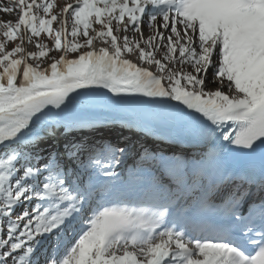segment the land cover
<instances>
[{
	"label": "snow or ice",
	"instance_id": "snow-or-ice-1",
	"mask_svg": "<svg viewBox=\"0 0 264 264\" xmlns=\"http://www.w3.org/2000/svg\"><path fill=\"white\" fill-rule=\"evenodd\" d=\"M13 12L0 19V264H264V0L0 3ZM100 90L140 105L154 143L73 138L90 126L77 98ZM61 123V146L42 147Z\"/></svg>",
	"mask_w": 264,
	"mask_h": 264
},
{
	"label": "bare ground",
	"instance_id": "bare-ground-1",
	"mask_svg": "<svg viewBox=\"0 0 264 264\" xmlns=\"http://www.w3.org/2000/svg\"><path fill=\"white\" fill-rule=\"evenodd\" d=\"M0 3H3L5 6H7L10 3V0H0ZM131 35V33H129ZM100 45L97 44V47ZM29 51L33 50L31 45L29 46ZM131 59H135L134 57H131ZM106 113H117L118 116L125 119L127 123H130V129L132 131H136L133 125H138L139 130L142 131L143 127V120H144V111L140 107H135L119 102H112V101H90V100H82L77 98L76 100V106L75 110L73 112V115L77 118H81L83 120L93 119L95 117H98L99 115L104 116ZM128 123V124H129ZM78 128V126H75ZM62 130H65L63 127V124L55 127V134L51 137H61L64 140L65 139V133H60ZM74 132H78L77 129H74ZM73 136V134H71ZM140 138V137H139ZM56 139V138H55ZM138 140L137 138H135ZM135 140V141H136ZM47 147V145H44ZM198 153V152H197ZM117 171V170H116Z\"/></svg>",
	"mask_w": 264,
	"mask_h": 264
},
{
	"label": "rangeland",
	"instance_id": "rangeland-1",
	"mask_svg": "<svg viewBox=\"0 0 264 264\" xmlns=\"http://www.w3.org/2000/svg\"><path fill=\"white\" fill-rule=\"evenodd\" d=\"M11 2V0H10ZM55 3L57 4H62L64 2V0H54ZM0 19L4 20V21H15L17 19V13L13 12V13H0ZM55 26V25H54ZM148 32L147 30H145V36H147ZM139 35V34H138ZM138 35H137V38H138ZM45 43H48V39L47 38H44L43 36L41 37ZM11 45H9L10 47ZM32 47V46H31ZM33 49V47H32ZM34 50V49H33ZM55 54V53H54Z\"/></svg>",
	"mask_w": 264,
	"mask_h": 264
}]
</instances>
